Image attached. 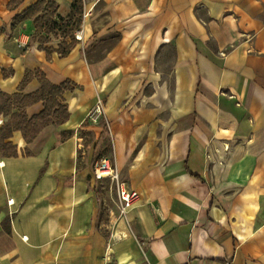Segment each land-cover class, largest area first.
Instances as JSON below:
<instances>
[{"label":"crops","instance_id":"1","mask_svg":"<svg viewBox=\"0 0 264 264\" xmlns=\"http://www.w3.org/2000/svg\"><path fill=\"white\" fill-rule=\"evenodd\" d=\"M38 1L0 0V92L70 83L69 116L5 140L0 264H264V0H48L81 24L44 45L13 26ZM101 159L139 195L104 220Z\"/></svg>","mask_w":264,"mask_h":264},{"label":"trees","instance_id":"2","mask_svg":"<svg viewBox=\"0 0 264 264\" xmlns=\"http://www.w3.org/2000/svg\"><path fill=\"white\" fill-rule=\"evenodd\" d=\"M57 9L58 5L53 1L39 0L34 6L18 15L14 19L13 26L15 27L28 19H33L36 27L34 40L42 45L50 42L51 35L58 36V31H61V35L64 38L79 29L81 24L79 19H76L71 26L73 19L64 20L60 18L57 15ZM81 10V0H74V14H80ZM61 22L64 23L65 29L60 24ZM72 45L73 43L67 45L63 42L59 47L60 53L62 55L68 53ZM37 76L41 82V89L37 93L31 95L15 94L11 96L0 92V114L11 116V119L0 128V153L5 157H18L17 147L10 142H5V140L12 137L14 131H21L26 142L31 143L51 123L60 124L68 119L67 106L63 105L60 99H62L64 91L72 89L70 83L54 86L45 79L44 75L37 74ZM28 79L29 75L26 81ZM37 102L44 103L43 112L28 119L25 110ZM15 109L18 110L17 113H13ZM24 155L30 156L31 153L26 151Z\"/></svg>","mask_w":264,"mask_h":264},{"label":"built area","instance_id":"3","mask_svg":"<svg viewBox=\"0 0 264 264\" xmlns=\"http://www.w3.org/2000/svg\"><path fill=\"white\" fill-rule=\"evenodd\" d=\"M80 34H76V39L80 40ZM104 100L99 99L90 111L88 120L96 122L105 116L104 113ZM94 177L98 180L109 179L115 186L117 191V198L119 203L120 212L122 215L126 214L127 210L135 207L139 201V195L136 191L129 188L127 183L121 179L120 173L116 170L110 160L101 159L93 166ZM11 203V202H10Z\"/></svg>","mask_w":264,"mask_h":264},{"label":"rangeland","instance_id":"4","mask_svg":"<svg viewBox=\"0 0 264 264\" xmlns=\"http://www.w3.org/2000/svg\"><path fill=\"white\" fill-rule=\"evenodd\" d=\"M104 188H105V204H103V211L100 214V220H104L105 212L109 210L110 206L113 205L112 197H117V191L115 184L109 180L104 179Z\"/></svg>","mask_w":264,"mask_h":264}]
</instances>
